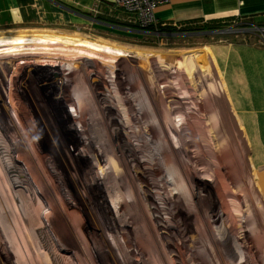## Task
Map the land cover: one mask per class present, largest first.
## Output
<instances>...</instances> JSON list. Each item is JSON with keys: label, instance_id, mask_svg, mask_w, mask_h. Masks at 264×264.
Segmentation results:
<instances>
[{"label": "rangeland", "instance_id": "obj_1", "mask_svg": "<svg viewBox=\"0 0 264 264\" xmlns=\"http://www.w3.org/2000/svg\"><path fill=\"white\" fill-rule=\"evenodd\" d=\"M251 27L0 31L122 53H0V264H264V198L207 47L264 42Z\"/></svg>", "mask_w": 264, "mask_h": 264}, {"label": "crops", "instance_id": "obj_2", "mask_svg": "<svg viewBox=\"0 0 264 264\" xmlns=\"http://www.w3.org/2000/svg\"><path fill=\"white\" fill-rule=\"evenodd\" d=\"M154 16L159 24L170 26L228 17L246 26L264 25V0H170L156 7ZM29 29H64L112 38L146 33L114 0H0V31ZM235 38H219L207 47L264 198V42L258 36Z\"/></svg>", "mask_w": 264, "mask_h": 264}, {"label": "bare ground", "instance_id": "obj_3", "mask_svg": "<svg viewBox=\"0 0 264 264\" xmlns=\"http://www.w3.org/2000/svg\"><path fill=\"white\" fill-rule=\"evenodd\" d=\"M51 35V34H50ZM53 36H56L55 34ZM60 36V35H59ZM62 37V36H61ZM65 38V37H64ZM59 42L72 44L73 46L84 48L93 52H103L105 54H122L119 49L105 44H98L88 40H80L71 38L48 37L46 35H38L37 37L31 36H0V53L19 54V50L23 48L24 51H34L40 45H53ZM39 45V46H32ZM48 48L46 46L42 47ZM126 54V53H125ZM85 56L91 57L89 54ZM122 56V55H121Z\"/></svg>", "mask_w": 264, "mask_h": 264}, {"label": "built area", "instance_id": "obj_4", "mask_svg": "<svg viewBox=\"0 0 264 264\" xmlns=\"http://www.w3.org/2000/svg\"><path fill=\"white\" fill-rule=\"evenodd\" d=\"M169 2L170 0H114V4L118 8L122 9L125 13L129 14L133 22L140 30L149 31L148 29L152 28V33L157 34L161 33L158 28L161 26H165L166 24H159L158 20L154 16V10L159 5H163ZM184 25L185 24H173V26L177 29ZM251 26V29H255L259 34L264 36V26Z\"/></svg>", "mask_w": 264, "mask_h": 264}, {"label": "trees", "instance_id": "obj_5", "mask_svg": "<svg viewBox=\"0 0 264 264\" xmlns=\"http://www.w3.org/2000/svg\"><path fill=\"white\" fill-rule=\"evenodd\" d=\"M234 18L232 17H228L225 19H211V20H207L201 24H196V23H190L184 26H181L179 29H177L174 26H170V25H165L162 27H159L158 30L161 32H165V33H175V32H188V31H197V30H202V31H208V30H215V29H220L222 27L228 26L229 24L234 23L232 20ZM107 21H109L108 19H106ZM236 20H240V19H236ZM119 24L124 25L123 23L119 22ZM258 26H264V25H259L256 24ZM149 31L153 30L152 28L148 29Z\"/></svg>", "mask_w": 264, "mask_h": 264}, {"label": "water", "instance_id": "obj_6", "mask_svg": "<svg viewBox=\"0 0 264 264\" xmlns=\"http://www.w3.org/2000/svg\"><path fill=\"white\" fill-rule=\"evenodd\" d=\"M231 30L230 29H223L221 31H216V32H221V33H228L230 32Z\"/></svg>", "mask_w": 264, "mask_h": 264}]
</instances>
